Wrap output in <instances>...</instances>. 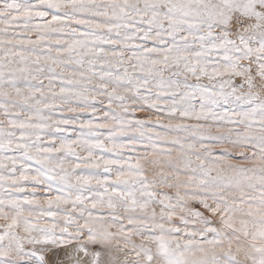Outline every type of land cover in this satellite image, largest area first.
<instances>
[{
	"label": "snow or ice",
	"instance_id": "obj_1",
	"mask_svg": "<svg viewBox=\"0 0 264 264\" xmlns=\"http://www.w3.org/2000/svg\"><path fill=\"white\" fill-rule=\"evenodd\" d=\"M0 264H264V0H0Z\"/></svg>",
	"mask_w": 264,
	"mask_h": 264
}]
</instances>
